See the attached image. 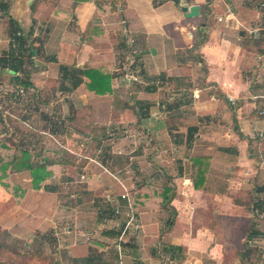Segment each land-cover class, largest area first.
I'll return each instance as SVG.
<instances>
[{
  "label": "crops",
  "instance_id": "crops-1",
  "mask_svg": "<svg viewBox=\"0 0 264 264\" xmlns=\"http://www.w3.org/2000/svg\"><path fill=\"white\" fill-rule=\"evenodd\" d=\"M155 1H124L123 14L122 5L112 10L114 0H0V79L10 77L0 87L34 93L33 102L21 103L18 118L34 126L28 139L45 136L59 144L64 137L83 152L91 141L100 140V151L106 141L118 140L96 162L114 180L113 171L126 170L117 162L125 160L121 155L135 160L129 178L83 174L87 192L105 186L101 196L107 201L79 209V193L64 205L65 215L59 213L56 188L34 189L29 172L14 173L17 181L0 180V230L31 247L32 264H264V217L258 215L264 200V53L261 33L253 32L264 21L260 0H214L209 6L207 0H179L178 6L167 0L160 25L151 14ZM194 5L201 15L187 19L182 7ZM170 12L178 13L176 30L167 29ZM117 18L130 31L129 48L114 35L120 30ZM154 31L169 33L161 34L158 49ZM124 51L134 53L129 60L145 62V73H133L135 82L148 81V87L135 86L129 106L110 99L120 77L115 60ZM54 66L101 69L112 77V92L96 95L83 78L77 89L65 82L63 93L62 72L53 74ZM20 77L30 85L21 86ZM127 126L134 138L129 153L120 147ZM116 129L124 135L115 137ZM139 136L145 138L142 146ZM86 158L91 170L93 159ZM66 175V183L78 182ZM121 187L126 193L111 197L110 190ZM167 189L175 215L163 205ZM40 253L49 258L40 260ZM61 253L69 259L58 260ZM0 264L13 263L0 258Z\"/></svg>",
  "mask_w": 264,
  "mask_h": 264
},
{
  "label": "rangeland",
  "instance_id": "rangeland-1",
  "mask_svg": "<svg viewBox=\"0 0 264 264\" xmlns=\"http://www.w3.org/2000/svg\"><path fill=\"white\" fill-rule=\"evenodd\" d=\"M124 1H128V0H114V2H112V4H111L112 10H113V8L115 6L117 8V5H122V7H123L122 13L124 14V12H125L124 9L126 8ZM165 2H167V0H157V1H155V7L159 8V7H161V5L164 6L163 4ZM126 4H127V2H126ZM156 8H155V11L152 10L153 13H151V14L153 15L154 18H156V20H157L156 22L159 23L158 24V23L155 22L156 25H160V24H162V20H159L160 15L162 16L163 11L164 10L168 11V9L165 6H164L163 9H160V10H157ZM166 14H163V16L166 15ZM177 14L178 13H172V12L167 14L168 18H169L168 22L170 24L169 27L167 28L168 30H173V29L176 30L178 28L180 23H179V20H177V17H176ZM181 14H182V11H181ZM212 17H210L209 20H207L209 26H211V24L213 22V18ZM117 23L119 24L120 30H117V31L113 30V31L116 32V33H114V35H118V41H120V42L122 41V43H124L123 46L125 48H127V47L129 48L128 40L130 39L129 38L130 37L129 36L130 35V31H128V29L126 27L127 24H124V21L122 22L120 18H117ZM182 23L183 22H181V24ZM188 33L192 34L191 36L194 37L193 35H194L195 31L193 29L188 28ZM161 34H165L166 36L167 35L169 36V33H166V32L165 33H162V32L158 33V32L154 31L152 33V35H153L152 39H153V41H155L154 42V48L155 49L156 48L158 49V46H159L157 42H161V40H160V39H162L161 38ZM25 49H27V47H25ZM168 53L169 52H166V54H168ZM26 56L28 57V60H26V68L30 70L32 68V66H33V64L31 63V61H33V60L30 58V52ZM132 56L133 57L135 56L134 53L129 54V52H127V51H124L122 54H120V56H117V59L115 60L114 68H116V72L115 73H117L120 77H119V79H117L116 96H114L113 98H110L111 100H117L119 103H122V104L125 103L128 106L132 103L130 101V99H134L135 100V96H136V94H135V91H136L135 86L138 85V86H141V87H148V86H146V84L148 83L147 78H144L143 80H141V81H143V83H141V84H138L139 81L135 82L133 80V76H134L135 73H141V71L145 73L146 69H145V65H144L145 62L134 61V58L129 60V57H132ZM161 56H162V53H161ZM41 62H43V61H41ZM128 70H131V73L129 75H127V71ZM51 72H53V74H55L57 76V74L60 72V67L54 66L52 68ZM6 73L7 74L11 73V71L9 70V72H6ZM6 76L1 78L0 82L3 83V82H6V81L10 80V77L9 76L6 77ZM21 81L25 82L26 81V77L21 79ZM158 82L162 83L163 81H162V79H159ZM130 83H132V84H130ZM20 84H21V82H20ZM4 85H6V84H4ZM21 86H23V85L21 84ZM33 95H34L33 92H27V90H25V89H24V94L23 95L17 94V95H15L16 98H13L12 100L7 99L8 95H4V94L1 95L0 94V142H2L4 140L3 137H4V134H5L6 131L13 130L16 133L15 142L17 143V145L21 146L23 144V147L24 148H28V149H33L32 144H35L36 148L38 147L37 140L33 142V141L28 139V137H31L33 135L32 134L33 133L32 127H34V126L32 124H30L29 122H27L26 124H23L22 122H20L18 120V118H20V116H22V108L20 106L21 103L24 100L33 102ZM42 98H43V100L45 99L44 97H42ZM133 105H135V108L133 109L134 113L136 115L140 116V114H139V110L140 109L138 108L137 104H133ZM65 109H67V106H66ZM61 110H62V108H61ZM5 111H8V113H10L12 116H9V118H7L6 117L7 115L5 114ZM3 116H4L5 119L3 118ZM104 116L110 117L108 113L105 114ZM166 121H170V120L167 119ZM42 125H41V130H43ZM68 125L71 126L70 124H68ZM59 127H60V125H59ZM71 127H73V126H71ZM95 128H96V126L94 127V125H93V129H95ZM113 128H114V125H113ZM125 130H127V132H128V134H127L128 137L125 138V136H124V137L121 138V140L122 139L123 140H122V145L120 147H122L121 149H123L125 153H129L131 150H133L131 148L134 146V144L132 143V145H131L130 142H134V138L132 136H130L131 133H130L129 126L125 127ZM125 130H123V131H125ZM112 132L116 133L115 137H121V136L124 135L123 132H119L117 129L112 131ZM101 135L103 136L102 131H100L99 136H101ZM104 135L107 136L108 134H104ZM139 137H140V142L138 143V146H142L141 142H144L145 138H141L142 136H139ZM77 139L80 140L79 138H77ZM81 141L84 142V139L81 140ZM113 141H118V140L106 141L104 143V146H101L100 151H97L98 150L97 148H98V145H99V143H98L99 141L98 142H96V141L92 142L91 141L88 144L89 148L85 149V152H83V151L79 150L77 145L68 146L67 140L64 137H61V138L58 139V143L59 144H57V143H55V144H57L58 148L63 149L66 152V155H64V157L63 156H61V157H63V159H65V158L66 159H70L72 164L70 166L53 165V166H59L58 170H55V169L51 170L50 167H48L47 171L49 173H51V176L47 180L42 182L41 187L43 186L44 189H45V187H48L49 185H51L54 188H56V191H55L56 194L55 195H56V199H57V204L59 206V209H58L59 213H63L62 215H65L64 214L65 213L64 205H67V203H70V200H74V202H75L76 198H78L77 195L79 193L82 196L81 202L74 205L75 207L78 206L79 209L83 208V207H86L84 205L87 204V203L88 204L90 203L89 205L94 208V203H98V201H101V202L107 201L106 197H102L101 196V194H103L105 192V190H104L105 186L99 185V186H96L94 188L95 190H93L91 193L87 192L88 180L85 179L84 176H82L83 174L85 176H88V175L91 176L92 172H93L95 176H97L98 174L106 175L108 177L107 180H111L112 179L113 181H117L122 176L123 177L125 176L126 178L127 177L129 178V177L132 176L133 173L130 170L131 169V162H134L135 160L129 161V159H130L129 158V156H130L129 154L128 155H121V157H123V158L125 157V160L123 159L121 161V158H120V160L116 159V160H118L117 161L118 163L122 164L121 168L122 167L126 168V170H124L123 172H118L116 169H115L116 171H113L112 174L117 176V180H114L115 178H113L111 175H107L106 173L103 174V171L101 170V168L96 164V162H98V163L101 162V160H100L101 155H102V153L106 152L107 147L110 148V152H113L112 145L110 144ZM149 144H151V142ZM64 147L68 148L71 151H74L75 154H72L71 152L67 151V149L64 148ZM113 147H114V145H113ZM76 153H78L79 155H82V156H78ZM4 155L6 157V154L4 152L0 153V166H1V159H4V160L6 159L4 157ZM51 155L54 156V154H51ZM59 156L60 155L54 156L53 159L61 158ZM114 156L115 157H119L117 155H114ZM86 157H90L91 159H93L92 160L93 161L92 165H94V168H92L91 170H89V168L86 169L87 163H88V160H87ZM94 157H95V159H94ZM94 160H95V162H94ZM143 161H144V158H143ZM145 169H146V167H145ZM52 171H54L55 175L57 174L58 178L56 180H54V178L52 179V177L54 176V173ZM68 172L70 173V175H72L75 178H77V180H76V181H78L77 183H74V184L66 183V178H67L66 174ZM0 175H1V171H0ZM2 175H3V173H2ZM9 177L12 178L13 181H17V179H18V178H15L16 175H14V173H13V175L10 174ZM107 180H103V182L105 181L107 183ZM110 191H112L111 192V197H112V196H115L117 193L125 192V188L121 187L118 190H117V188H115V189H112ZM125 193H123V194H125ZM104 194H107V193H104ZM108 195H110V193H108ZM129 210L130 209H128V211ZM93 211H94L95 216H96L97 212L94 209L91 212H93ZM122 212L123 213L125 212L123 210V207H122ZM259 214H261V213L258 212V215ZM58 215H61V214H58ZM69 226H70V223L69 224L68 223L67 224L64 223L61 227L65 228V227H69ZM87 228L90 229L89 226ZM0 239H2V237H0ZM60 241H61V239H59V242ZM44 242H46L45 243L46 247H49L48 241L45 240ZM3 243L7 244V246L10 247V249L9 250H7V249L6 250H0V258H9L10 257V259H11V257H12V260H13L14 264H32V262H31V257H32L31 253L32 252L30 251L31 247L25 248L24 247V241L22 242L21 240L19 241V240H16V239H11V237H10V238H4V242ZM40 254L42 255L41 256L42 259H40L42 261H43V259H48L49 258V257L44 256L43 253H40ZM61 254L63 255L62 257H59V256L56 257V258H58V260L62 259L64 261L65 260L67 261V259H69L68 256L65 257V254H63V253H61ZM94 254L97 255L96 253H94ZM47 256H50V255H47ZM50 259L51 260L55 259V256L52 255L50 257Z\"/></svg>",
  "mask_w": 264,
  "mask_h": 264
},
{
  "label": "trees",
  "instance_id": "trees-1",
  "mask_svg": "<svg viewBox=\"0 0 264 264\" xmlns=\"http://www.w3.org/2000/svg\"><path fill=\"white\" fill-rule=\"evenodd\" d=\"M177 6L179 5V0H173ZM214 0H207V6L211 5ZM200 38V37H199ZM258 46L260 47L261 52L264 53V43L261 39H258ZM33 47H29L30 51V58L33 56L32 49ZM62 72V77L64 80L63 83V93L67 91L65 82L70 83L73 89H77L82 84L85 83L83 78H86L88 82L86 83L87 89L91 92H94L96 95H106L112 92V77L107 73H103L101 69H78L77 67L68 68V67H60ZM16 71V70H15ZM14 79H19V77H14ZM20 81L21 84L25 87L29 86V80L26 79L25 82ZM151 90V89H150ZM153 90V89H152ZM14 97V95H9V98ZM4 118V116H3ZM5 119V118H4ZM6 122V121H5ZM4 140L0 142V153H5L6 158L1 159V166H0V180L4 179L5 177L8 178L10 174L13 173H20V172H29L32 176V183L33 188L36 190L41 189V184L45 180H47L51 173L47 171L48 167L53 165H62V166H70L71 160L70 159H63L66 152L63 149L58 148L57 144L53 143V141L48 140L45 136H42L38 141V147L36 149H28L24 148L23 144L21 146L17 145L15 142L16 140V133L15 131L11 130L10 134L7 133L4 135ZM100 141V140H99ZM60 155L59 159H53L54 156ZM3 173V175H2ZM6 186V185H4ZM262 192L264 193V186L262 188ZM171 194V190L167 189L164 195V208H168L169 212L172 215H175L173 208L171 207V198L168 195ZM261 204V208L259 212L261 215L264 213V200L263 198L259 200ZM172 224V221H170ZM0 250H9L10 247L7 244L3 243L4 238H10L7 232H2L0 230ZM16 239L17 238H11ZM20 241V240H19ZM11 263L14 264L12 257L5 258Z\"/></svg>",
  "mask_w": 264,
  "mask_h": 264
},
{
  "label": "built area",
  "instance_id": "built-area-1",
  "mask_svg": "<svg viewBox=\"0 0 264 264\" xmlns=\"http://www.w3.org/2000/svg\"><path fill=\"white\" fill-rule=\"evenodd\" d=\"M258 7L260 10H262L264 12V0H260L259 4H258ZM253 32L255 33H261V38H262V41L264 43V21L263 22H260L258 23V25H256L255 29L253 30ZM129 71H127V75H129ZM133 80L136 81V78H134L133 76ZM0 94L1 95H8V94H21L23 95L24 94V89L23 88H18L17 90H9V89H5L4 87H0ZM231 101H233V99L230 98ZM5 114L6 115H9V116H12L10 113H8V111H5ZM262 115H264V110L262 111ZM261 168H262V171L264 173V161L261 162ZM124 197H127V196H124ZM263 217H264V213H263ZM263 228H264V225H263ZM263 244H264V239H263Z\"/></svg>",
  "mask_w": 264,
  "mask_h": 264
},
{
  "label": "water",
  "instance_id": "water-1",
  "mask_svg": "<svg viewBox=\"0 0 264 264\" xmlns=\"http://www.w3.org/2000/svg\"><path fill=\"white\" fill-rule=\"evenodd\" d=\"M79 2L88 1V0H77ZM182 11L185 13L187 19L198 18L201 15V7L199 5L188 7H182Z\"/></svg>",
  "mask_w": 264,
  "mask_h": 264
}]
</instances>
